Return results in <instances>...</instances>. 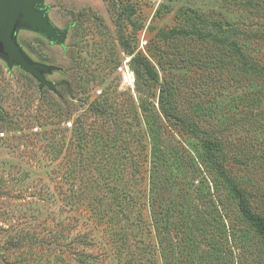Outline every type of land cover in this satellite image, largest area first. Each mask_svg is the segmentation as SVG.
I'll return each instance as SVG.
<instances>
[{"label": "rangeland", "instance_id": "rangeland-1", "mask_svg": "<svg viewBox=\"0 0 264 264\" xmlns=\"http://www.w3.org/2000/svg\"><path fill=\"white\" fill-rule=\"evenodd\" d=\"M44 5L70 27L65 43L28 29L17 39L65 82L40 89L0 57V264H264V240L198 138L162 114L159 84L137 83L118 32L121 15L171 109L221 142L264 216V0Z\"/></svg>", "mask_w": 264, "mask_h": 264}, {"label": "trees", "instance_id": "trees-1", "mask_svg": "<svg viewBox=\"0 0 264 264\" xmlns=\"http://www.w3.org/2000/svg\"><path fill=\"white\" fill-rule=\"evenodd\" d=\"M120 19L122 16H119L118 23V32L119 39L124 50L128 51L129 54L133 55L132 58V66L133 70L136 74L137 83L146 77L150 82L155 84H159L160 86V95H159V108L162 114L169 120L174 119L177 124L181 126V128L192 135L195 138H198L201 146L208 157V159L212 162V164L216 167L219 175L222 176L224 182L229 186L232 194L237 198L239 209L244 217V219L250 224V226L255 230V232L264 240V216L256 211H254L251 207L248 194L246 190L240 186V184L234 179V177L228 172L226 169L224 162L222 160V144L219 140L212 139L210 136L205 135L206 131L198 125L196 122L191 119L173 111L168 102V96L165 90V87L159 82V74L156 67L151 63V61L145 57L144 55L134 53V50L131 48L127 39H125L122 28L120 25ZM185 30H176L173 29L170 32V35H166V37L174 36L177 34H186ZM66 52L69 57L74 58V51L67 49ZM79 64V61L76 62ZM77 68H80L79 65ZM257 68V67H255ZM262 72H264V67L258 68ZM79 70V69H78ZM70 99L74 100L77 96L74 94L72 87L69 90ZM105 104L102 101L97 100V104L92 106V109L99 114H107L109 111L104 106ZM141 107L143 110L147 111L148 107L144 104ZM122 146V145H121ZM178 153V151H174ZM114 194L115 191L112 190L111 194ZM119 196V193L115 195V198Z\"/></svg>", "mask_w": 264, "mask_h": 264}, {"label": "water", "instance_id": "water-1", "mask_svg": "<svg viewBox=\"0 0 264 264\" xmlns=\"http://www.w3.org/2000/svg\"><path fill=\"white\" fill-rule=\"evenodd\" d=\"M46 0H0V57L12 69L19 67L32 75L39 83V88H56L59 83L49 80L46 75L58 69L57 66L35 61L30 58L18 42L20 29L41 33L52 43L64 44L70 27L58 28L49 18V6Z\"/></svg>", "mask_w": 264, "mask_h": 264}, {"label": "flooded vegetation", "instance_id": "flooded-vegetation-1", "mask_svg": "<svg viewBox=\"0 0 264 264\" xmlns=\"http://www.w3.org/2000/svg\"><path fill=\"white\" fill-rule=\"evenodd\" d=\"M19 33V32H18ZM17 35H19V34H17ZM17 67V66H16ZM19 68V67H18Z\"/></svg>", "mask_w": 264, "mask_h": 264}]
</instances>
